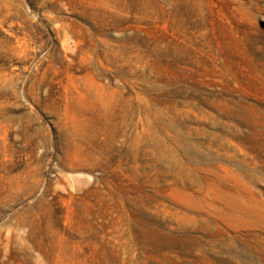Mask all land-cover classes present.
Segmentation results:
<instances>
[{"label": "rangeland", "instance_id": "rangeland-1", "mask_svg": "<svg viewBox=\"0 0 264 264\" xmlns=\"http://www.w3.org/2000/svg\"><path fill=\"white\" fill-rule=\"evenodd\" d=\"M0 264H264V0H0Z\"/></svg>", "mask_w": 264, "mask_h": 264}]
</instances>
